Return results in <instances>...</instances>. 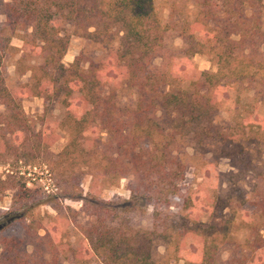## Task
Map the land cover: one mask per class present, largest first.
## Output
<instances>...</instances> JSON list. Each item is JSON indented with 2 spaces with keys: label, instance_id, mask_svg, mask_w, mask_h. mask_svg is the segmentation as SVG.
<instances>
[{
  "label": "trees",
  "instance_id": "1",
  "mask_svg": "<svg viewBox=\"0 0 264 264\" xmlns=\"http://www.w3.org/2000/svg\"><path fill=\"white\" fill-rule=\"evenodd\" d=\"M167 2L170 16L178 6L195 9L192 18L178 23L187 42L178 62L166 57V25L156 0L0 3V64L15 56V71L30 73L14 86L0 79V163H53L52 171L70 175L67 182L62 179L59 192L47 193L42 186L26 187L11 168L4 177L0 174V193L13 191L0 225V264H61L64 259L84 264L85 250L99 264H173L180 259L215 264L220 244L236 242L241 231V259L229 264H263L258 258L264 252V190L257 197H235L229 186L222 192L220 185L210 195L200 189L210 185L205 182L183 191L179 182L186 163L179 146L191 143L245 168L255 161L251 151L263 155L264 115L258 105L240 112L233 124L218 123L215 116L230 89L244 86L264 95V0ZM67 26L102 44L106 55L77 56L65 64ZM14 36L21 39L20 47L12 44ZM197 53L206 54L215 69L197 70L191 62ZM158 56L162 61L154 65ZM120 86L134 90L133 103L116 102ZM31 96L58 101L64 109L57 128L67 132V141L54 160L46 151L58 137L55 128L35 131L22 109L21 99ZM129 173L134 177L129 200L120 204L98 197ZM85 174L90 184L83 196ZM173 197L181 200L176 212L170 210ZM64 198L82 199L95 214L80 248L67 241L70 219ZM144 202L154 206L151 229L132 226L124 214ZM45 205L55 213L41 210ZM159 243L166 249L162 255L155 253Z\"/></svg>",
  "mask_w": 264,
  "mask_h": 264
},
{
  "label": "rangeland",
  "instance_id": "2",
  "mask_svg": "<svg viewBox=\"0 0 264 264\" xmlns=\"http://www.w3.org/2000/svg\"><path fill=\"white\" fill-rule=\"evenodd\" d=\"M5 0H0V3ZM161 21L166 25L164 51L166 52L167 59L173 58L178 62V58L184 53V49L187 46L186 40L180 33V26L178 23L183 19H190L194 15L195 9L193 6H187L186 8L178 6V12L170 16V4L168 0H156ZM179 1V0H177ZM182 7V8H181ZM4 20V14L0 8V21ZM66 32L69 33L68 49L63 57L65 64L74 60L75 57L81 56L84 59L104 57L107 50L98 42H93L74 30L73 27L67 26ZM12 44L20 47L22 45L21 39L14 36L11 40ZM114 41V45H116ZM162 61L161 57H156L153 61L154 65H159ZM15 56H7L0 64V79L8 86H14L19 82H24L29 77V72L21 75L15 71ZM191 62L197 70L212 71L215 69V65L209 60L206 54H195L191 57ZM106 90V89H105ZM116 102L119 105H127L134 102L136 96L132 88L120 86L116 89ZM227 96V97H226ZM22 109L24 114L29 119L32 128L36 131L41 128L52 127L58 135L56 140L52 143L46 154L49 158L55 159L56 154L62 149L67 141V132L64 129L57 128L58 120L63 116L64 109L58 101H45L42 97L31 96L21 99ZM258 105V112L264 115V95L255 94L254 91L244 86H237L235 89H230L225 94V98L218 106L215 120L218 123H230L233 124L238 114L245 109L250 110ZM0 113H4L2 107H0ZM4 116L0 114V121ZM179 153L182 155L183 160L186 163V168L183 174L182 180L179 182L183 191L188 188H198L200 183H210V185L200 186L203 194L206 192L203 187L209 191L210 195H213L215 190L221 185V191L223 192L228 186L233 191V196L236 197L238 193L257 197V195L264 190V152L263 155L258 156V152L251 151V158L255 159L254 163L250 167L233 166L231 160L227 157H215L213 158L211 152L208 150H199L191 143H184L179 146ZM101 153H98V157H101ZM52 160V161H53ZM2 164L0 163V174L4 177L7 172L6 168L14 170V174L19 177L21 183H25L26 187L34 189L37 186L42 188L47 193L59 192V187L62 179L66 180L70 178L69 174H65L61 177L59 171L51 170L53 163L49 166L46 162L45 165L38 164V161H32L29 164H23L22 161L18 163ZM34 164V165H33ZM65 177V178H64ZM134 177L131 173L122 177L119 182L110 187L103 188L99 191L98 197L105 200H113L122 204L123 201L129 200L132 197L131 185ZM90 177L85 174L80 184L83 191V196L89 191ZM13 191L10 189L4 190L0 193V225L4 222L8 207L11 204ZM90 196H88L89 198ZM179 198L173 197V203L170 207L171 211H177V203ZM62 205L69 207L67 215L70 219L68 224L67 241L69 246L82 247L85 243L84 230L95 218L89 209V204L84 205L82 199H69L64 198ZM41 210L49 213H55L50 205L40 207ZM154 206L150 203L144 202V204L138 209H131L124 212L130 219V224L136 228H152V213ZM123 213V212H122ZM227 213V211H226ZM204 218V217H203ZM43 231H40L42 234ZM264 237V230L261 231ZM237 241L233 240L220 244L217 253V259L215 264H229V260L240 258L239 243L243 238V232L237 233ZM31 250L32 247L28 246ZM166 251L165 246L159 243L155 249L156 255H162ZM84 264H99L96 257L89 252L84 251ZM82 258V259H84ZM241 259V258H240ZM263 261L264 264V252L258 258ZM173 264H185L184 260L180 259L172 261ZM61 264H83L80 262L72 261L71 259H64ZM232 264H236L233 262Z\"/></svg>",
  "mask_w": 264,
  "mask_h": 264
}]
</instances>
